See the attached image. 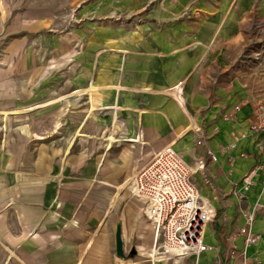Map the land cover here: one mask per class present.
<instances>
[{
	"label": "crops",
	"instance_id": "0c3cea01",
	"mask_svg": "<svg viewBox=\"0 0 264 264\" xmlns=\"http://www.w3.org/2000/svg\"><path fill=\"white\" fill-rule=\"evenodd\" d=\"M22 2L14 50L49 100L0 104L18 111L5 120L11 131L0 119V264H264V134L249 130L264 100V0ZM86 127L88 154L102 151L96 134L111 127L109 136L124 127L135 140L107 142L108 160H86ZM166 145L215 212L208 249L179 259L151 255L148 209L124 187ZM226 192L235 197L220 211ZM246 210L257 241L243 260ZM118 219L128 263L114 248Z\"/></svg>",
	"mask_w": 264,
	"mask_h": 264
},
{
	"label": "built area",
	"instance_id": "2783aa9c",
	"mask_svg": "<svg viewBox=\"0 0 264 264\" xmlns=\"http://www.w3.org/2000/svg\"><path fill=\"white\" fill-rule=\"evenodd\" d=\"M257 27L264 30V25L257 24ZM254 53L259 57L261 50ZM249 130L264 134V100L254 106ZM202 142V139L198 141ZM207 154L212 157L210 150ZM192 173V167L171 145H166L132 177L131 192L142 199L148 209V219L154 226V254L158 256L179 259L208 249L204 232L215 212L202 201L191 179ZM261 174L264 179V163ZM252 183L250 175L241 179L244 189ZM243 215L244 223L237 234L243 237L239 255L245 260L244 250L257 241V234L252 230L255 210H246Z\"/></svg>",
	"mask_w": 264,
	"mask_h": 264
},
{
	"label": "rangeland",
	"instance_id": "374dc122",
	"mask_svg": "<svg viewBox=\"0 0 264 264\" xmlns=\"http://www.w3.org/2000/svg\"><path fill=\"white\" fill-rule=\"evenodd\" d=\"M22 1L23 0H0V104L4 103V101L7 102V101H48L49 100L48 99L49 95L46 92L45 93L41 92L40 94L41 88L44 86L43 82L36 83L35 81H30L32 75H30L28 69L26 68L28 66L27 61L24 60L23 57H21L19 51L14 50V45L19 43V39L23 36L22 33H24V30L21 28L22 27L21 24L20 25L17 23L14 24L12 19L13 15H16L17 12L19 11L23 12V10L26 8V5ZM133 16L138 17L137 15H133ZM56 92L57 94H59L61 91L57 90ZM0 110L2 111L1 106H0ZM7 117L8 115L0 119H3L2 124L4 125L2 126L7 127L8 128L7 130L11 131L12 123L6 122L8 120ZM83 125L84 123L81 126ZM88 129H89L88 127L79 128L81 134L79 137L85 139L84 142L86 148V153H85L86 160H91L94 158V156L100 158L101 162L108 160L111 155L109 154V152L106 151L107 146L105 145V143L107 142L110 143L111 141L108 137L112 127L109 131H107L108 129L105 130L107 135L104 137L103 134L105 133V131L101 134L100 133L96 134L97 143L101 142L102 151L98 150V152L95 155H93V153L90 154L87 153V149H89V147L92 148L93 147L92 145L94 144L92 140V136L90 135L87 136ZM120 131H121V136L119 137L128 136L126 129L124 127H121ZM73 141L74 140H72L69 146V155H68L69 160H71L72 158L74 159L76 158V155H72L71 153V151L75 150L76 147V146H72ZM76 172L77 171L69 170L67 177L70 179L72 177V174L73 173L75 174ZM129 183L130 181H128V184ZM124 187L125 189L128 190L129 193L131 192V190L129 189V185H126ZM233 193L234 192H226L219 195L218 201H219L220 211H223L224 206L225 205L227 206L229 204L228 202H226L228 196L235 197ZM240 201L241 199H239L238 196V199H236L234 203H232V205L230 206L231 207L236 206ZM209 205L210 204L208 203L207 206ZM119 209L120 208L118 205V210ZM227 221L228 218L225 217V222ZM152 254L156 255L154 254V250L152 251Z\"/></svg>",
	"mask_w": 264,
	"mask_h": 264
},
{
	"label": "water",
	"instance_id": "95a60500",
	"mask_svg": "<svg viewBox=\"0 0 264 264\" xmlns=\"http://www.w3.org/2000/svg\"><path fill=\"white\" fill-rule=\"evenodd\" d=\"M114 248L117 252L123 251L124 250V244H123V239L121 235V222L120 219L116 221L115 224V230H114ZM136 249L135 246L132 245L131 248L129 249L128 255L130 257H133L136 254Z\"/></svg>",
	"mask_w": 264,
	"mask_h": 264
},
{
	"label": "bare ground",
	"instance_id": "6f19581e",
	"mask_svg": "<svg viewBox=\"0 0 264 264\" xmlns=\"http://www.w3.org/2000/svg\"><path fill=\"white\" fill-rule=\"evenodd\" d=\"M178 98H179V96H177ZM182 102V101H181ZM18 111H15V110H12V111H1L0 112V114H2L3 116H7L8 114H13V113H17ZM25 112V111H24ZM30 112V111H29ZM111 141H120V140H122V141H133L134 142V140H135V138H133V137H131L130 135H128V136H126V137H118V139H116L115 137H113V136H109L108 137ZM112 146V145H111ZM105 147V146H104ZM100 165V164H99ZM124 181H126V180H124ZM128 181L129 180H127L126 182H124L125 183V185H128ZM124 186V185H123ZM122 186V187H123ZM119 188V187H118ZM117 188V189H118ZM151 255H152V253H151ZM117 257L122 261V262H127V261H129V258H125L124 257V255H123V251H120V252H117ZM128 263V262H127Z\"/></svg>",
	"mask_w": 264,
	"mask_h": 264
}]
</instances>
